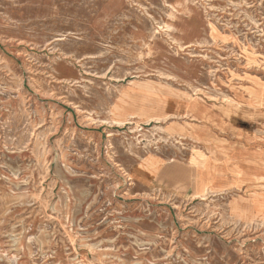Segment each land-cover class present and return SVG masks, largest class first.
Masks as SVG:
<instances>
[{
  "label": "rangeland",
  "instance_id": "rangeland-1",
  "mask_svg": "<svg viewBox=\"0 0 264 264\" xmlns=\"http://www.w3.org/2000/svg\"><path fill=\"white\" fill-rule=\"evenodd\" d=\"M160 99L264 139V0H0V264H264V209L195 193Z\"/></svg>",
  "mask_w": 264,
  "mask_h": 264
},
{
  "label": "crops",
  "instance_id": "crops-1",
  "mask_svg": "<svg viewBox=\"0 0 264 264\" xmlns=\"http://www.w3.org/2000/svg\"><path fill=\"white\" fill-rule=\"evenodd\" d=\"M262 90V89H261ZM147 98L150 100H158L161 95H171L170 92L162 91L160 94L152 95L146 93ZM175 95V94H172ZM156 97V98H155ZM176 97V96H175ZM178 99H185L176 97ZM173 100V99H172ZM188 102L187 105L178 103L177 105L170 100L160 99L162 108L166 107L170 113L161 114L162 116L154 117L150 116L146 112L144 120L149 117L162 118L168 117L172 120H176L177 125L171 127L170 132H164L168 137L172 138H185L186 140H193L198 143L199 151L203 153L207 162L202 165L199 164L196 168L195 193L198 191L200 184L205 185L208 188L207 197L210 195H219L223 191H232L238 189H247L251 199L258 200L257 205H260L262 210L264 209V139L257 140V144L253 148H247L245 146H232V147H220L216 144L217 133L215 132L217 127L215 126L219 119L215 117L213 111H209L203 107V105L193 104ZM158 105V104H157ZM154 109L157 106L153 107ZM196 108V109H195ZM146 110H144L145 112ZM248 118L255 117L259 123L264 125V101H259L250 107ZM178 117L184 119L195 120L198 123H190L184 121H178ZM154 123V122H153ZM253 139V138H249ZM217 150L218 152H215ZM221 150V151H220ZM148 167L153 169L152 179L157 181V177L160 175L158 168H164L165 165L155 156L149 159ZM197 176H199L197 178ZM239 198H235L238 200ZM233 201V200H232ZM244 205L248 207H254L251 202ZM239 202V200H238ZM256 206V205H255Z\"/></svg>",
  "mask_w": 264,
  "mask_h": 264
},
{
  "label": "bare ground",
  "instance_id": "bare-ground-1",
  "mask_svg": "<svg viewBox=\"0 0 264 264\" xmlns=\"http://www.w3.org/2000/svg\"><path fill=\"white\" fill-rule=\"evenodd\" d=\"M156 120H161V118L156 119ZM201 191H202V192H207V191H208V188H207L205 185H202V187H201Z\"/></svg>",
  "mask_w": 264,
  "mask_h": 264
}]
</instances>
